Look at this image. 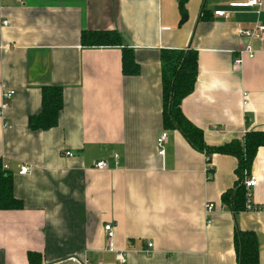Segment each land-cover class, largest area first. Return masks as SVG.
<instances>
[{"label": "crops", "instance_id": "0c3cea01", "mask_svg": "<svg viewBox=\"0 0 264 264\" xmlns=\"http://www.w3.org/2000/svg\"><path fill=\"white\" fill-rule=\"evenodd\" d=\"M180 1L0 0V104L14 92L0 116V159L24 205L0 211V264H29V253L37 264H117L116 253L121 264H237L236 230L256 234L264 264V211L233 214L220 200L234 187L237 160L212 155L208 180L206 156L162 127L160 67L163 50L197 52L181 111L208 147L264 129V40L237 33L264 26V0L258 9L230 6L248 0H183L182 23ZM84 30L118 33L138 75H122L120 48L81 47ZM247 45L255 57L234 70ZM44 86L61 87L64 106L55 128L31 132ZM99 161L108 169L96 170ZM247 179L256 181L252 205L264 207V147Z\"/></svg>", "mask_w": 264, "mask_h": 264}, {"label": "trees", "instance_id": "16d2710c", "mask_svg": "<svg viewBox=\"0 0 264 264\" xmlns=\"http://www.w3.org/2000/svg\"><path fill=\"white\" fill-rule=\"evenodd\" d=\"M185 1V0H184ZM180 23L186 18L183 0L179 4ZM205 10L200 19H204ZM79 44L83 48H120L121 72L123 76H136L139 66L131 49L123 45L122 38L114 31L84 30L80 34ZM162 127L164 130H177L196 151L203 153L208 162L212 155L231 156L237 160L234 187L221 195L222 205L233 214L246 211L247 200L244 180L249 175L259 148L264 147V129L246 132L241 139H233L218 147H208L204 142L203 132L189 122L181 111V103L195 87L197 78V52L188 50H163L160 53ZM40 112L31 116L27 128L31 132L48 131L58 125L63 109V90L58 86L40 88ZM211 180L213 170H208ZM24 205L14 196L13 175L4 168L0 159V211L22 210ZM233 245L237 264H259V242L252 231L236 230ZM38 255L29 253V264H37Z\"/></svg>", "mask_w": 264, "mask_h": 264}, {"label": "built area", "instance_id": "2783aa9c", "mask_svg": "<svg viewBox=\"0 0 264 264\" xmlns=\"http://www.w3.org/2000/svg\"><path fill=\"white\" fill-rule=\"evenodd\" d=\"M18 2H20L21 0H17ZM262 4V0H248L245 3H238V4H232L230 5L232 8H252V9H258ZM214 16L216 17H221L224 19L228 18V14L223 12V11H217L214 13ZM2 26H7V22L3 21L2 22ZM238 35L240 37H243L245 39H248L250 41H263L264 40V26L261 24H256L255 26H253L252 28H248V29H239L237 31ZM255 57V51L252 49V47L250 45H247L244 49L240 50L239 52H237L236 57L233 59L232 61V68L234 70H237L241 67L243 60L249 59L252 60ZM14 95L13 91H6L2 93V103L0 104V116L2 115V113L8 109L9 107V103L12 99ZM242 98H243V105L247 104V93H243L242 94ZM213 130H215L216 132H219V130L216 127H213ZM166 139H167V134L165 131H163L159 137L157 138L156 141V145H157V149H158V155L159 156H163L164 151H163V146L166 143ZM66 157H72L73 154L71 152H66L65 153ZM114 159L117 160V156L114 155ZM4 168L6 169V167L4 166ZM94 168L98 171H103L108 169V163L105 161H99L97 163H95ZM212 169V167L210 166V163L208 162V158L206 157V174L208 173V170ZM28 173V169L27 167H21L19 174L21 175H25ZM208 176V174H207ZM208 178H210V176H208ZM256 185V181L254 179H247L246 181H244V187L246 189V195H247V200H246V204H245V208L246 211H264V207H255L254 205H252L251 201H250V190ZM214 208L213 204H206L205 209H206V213H210ZM104 231L106 232L107 238L108 240H110L112 238V227L111 225H105L104 226ZM147 248H151L152 244L151 243H147L146 244ZM117 264H121L124 262L125 256L122 253H116L115 255ZM84 264H89L88 262H84Z\"/></svg>", "mask_w": 264, "mask_h": 264}]
</instances>
